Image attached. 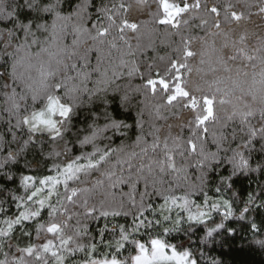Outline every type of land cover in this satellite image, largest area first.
I'll use <instances>...</instances> for the list:
<instances>
[{
  "label": "snow or ice",
  "instance_id": "obj_1",
  "mask_svg": "<svg viewBox=\"0 0 264 264\" xmlns=\"http://www.w3.org/2000/svg\"><path fill=\"white\" fill-rule=\"evenodd\" d=\"M253 17L264 0H0V264L264 252ZM169 115L186 138L161 139Z\"/></svg>",
  "mask_w": 264,
  "mask_h": 264
},
{
  "label": "trees",
  "instance_id": "obj_2",
  "mask_svg": "<svg viewBox=\"0 0 264 264\" xmlns=\"http://www.w3.org/2000/svg\"><path fill=\"white\" fill-rule=\"evenodd\" d=\"M171 2V0H170ZM141 20L147 19L146 16H141ZM256 21L257 24L262 23L264 21H261L259 17H253ZM145 43H147V39H145ZM161 54H163V50L161 51ZM189 118L190 117H186ZM158 126L161 127V139L163 140L166 136H168L169 132L173 137L180 136V137H187L189 135V130L183 126L182 123L179 122L178 117H172L169 115L168 119L165 120H159ZM168 124H171L172 127L169 129L167 127ZM179 162V158H177ZM191 172L192 170L189 169ZM179 194V193H177ZM121 222L123 220L121 219ZM93 230L97 227L96 224L92 225ZM226 264H264V252L255 249V250H250V249H245L243 252L240 251H231V252H226V254L222 257Z\"/></svg>",
  "mask_w": 264,
  "mask_h": 264
}]
</instances>
